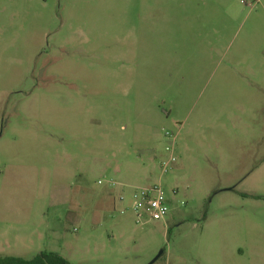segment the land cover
I'll return each instance as SVG.
<instances>
[{"label":"rangeland","instance_id":"374dc122","mask_svg":"<svg viewBox=\"0 0 264 264\" xmlns=\"http://www.w3.org/2000/svg\"><path fill=\"white\" fill-rule=\"evenodd\" d=\"M40 252L264 264V0H0V257Z\"/></svg>","mask_w":264,"mask_h":264},{"label":"built area","instance_id":"2783aa9c","mask_svg":"<svg viewBox=\"0 0 264 264\" xmlns=\"http://www.w3.org/2000/svg\"><path fill=\"white\" fill-rule=\"evenodd\" d=\"M164 137L170 142L165 147L166 156L159 162L161 174L167 172L168 168L176 162L173 154L174 137L165 133ZM102 185V181L97 182ZM110 188L120 186L119 183L109 182ZM123 193L118 195V201H123ZM130 209L134 214L136 225H143L146 222H162L169 213L168 200L165 191L160 184L150 187L133 188L129 193Z\"/></svg>","mask_w":264,"mask_h":264},{"label":"trees","instance_id":"16d2710c","mask_svg":"<svg viewBox=\"0 0 264 264\" xmlns=\"http://www.w3.org/2000/svg\"><path fill=\"white\" fill-rule=\"evenodd\" d=\"M0 264H69V263L58 254L40 252L31 260H24L17 257H0Z\"/></svg>","mask_w":264,"mask_h":264},{"label":"water","instance_id":"95a60500","mask_svg":"<svg viewBox=\"0 0 264 264\" xmlns=\"http://www.w3.org/2000/svg\"><path fill=\"white\" fill-rule=\"evenodd\" d=\"M160 255H161V252L155 257V259L150 264H152Z\"/></svg>","mask_w":264,"mask_h":264}]
</instances>
